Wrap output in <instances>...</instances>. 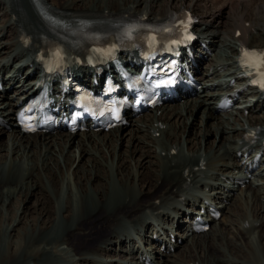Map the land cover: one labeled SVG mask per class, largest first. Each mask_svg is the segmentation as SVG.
<instances>
[{
    "label": "bare ground",
    "instance_id": "bare-ground-1",
    "mask_svg": "<svg viewBox=\"0 0 264 264\" xmlns=\"http://www.w3.org/2000/svg\"><path fill=\"white\" fill-rule=\"evenodd\" d=\"M183 10L199 18L192 60L202 91L109 131H20L16 112L52 38L87 48L110 26ZM247 46H264V0H0L1 264H264V154L250 170L264 138V91L237 97L230 86L241 81L235 68ZM77 65L87 77L90 68ZM225 94L232 110L221 115ZM213 204L222 216L195 232L193 219ZM20 224L29 231L22 250Z\"/></svg>",
    "mask_w": 264,
    "mask_h": 264
},
{
    "label": "rangeland",
    "instance_id": "rangeland-1",
    "mask_svg": "<svg viewBox=\"0 0 264 264\" xmlns=\"http://www.w3.org/2000/svg\"><path fill=\"white\" fill-rule=\"evenodd\" d=\"M219 20V23H223V21H224V18H219L218 19ZM217 51H219V49L217 50ZM221 51H222V53H225V51L223 50V49H221ZM202 65V64H201ZM8 77V76H7ZM21 77V76H20ZM24 78L23 77H21V80H23ZM10 94H14L13 93V90L12 91H10L9 92ZM208 101H212L211 99L210 100H208ZM182 103L184 104V101H180L179 102V104L180 105H182ZM170 109L171 110H173L174 109V105L172 106V107H170ZM264 110V109H263ZM195 112H194V116H193V119H192V121L193 122H197L198 124L201 122V116H202V112H203V108H200V107H196V110H194ZM229 112H231V109L230 110H228ZM228 111H220V114L221 115H226V113H228ZM222 112V113H221ZM149 114H151L150 112L148 113V115ZM201 114V115H200ZM260 114H261V112H260ZM203 121V120H202ZM204 124L205 125H210V124H214V123H212V120L211 119H209L208 121H204ZM192 125V122H191V124H190V126ZM214 127V126H213ZM195 130H196V128H195ZM123 144L120 146V150H122V151H125L126 150V148H127V146H126V143H127V140H124V142H122ZM32 202L34 201V199H32L31 200ZM31 202V203H32ZM30 203V204H31ZM35 217V214H30V215H28V218H29V220H30V222L31 221H33L32 219ZM18 231L16 232V236H15V239L17 240L18 239V241H19V250H22L24 247H26V245H28V241H29V231L27 230V229H25L24 228V224H20L19 226H18ZM79 244V247L80 248H83L84 247V243H78ZM29 249H30V247H28ZM3 253L4 252H0V264L2 263V262H4V260H5V257H7V256H4L3 255ZM1 254H2V256H1ZM6 261V260H5Z\"/></svg>",
    "mask_w": 264,
    "mask_h": 264
},
{
    "label": "snow or ice",
    "instance_id": "snow-or-ice-1",
    "mask_svg": "<svg viewBox=\"0 0 264 264\" xmlns=\"http://www.w3.org/2000/svg\"><path fill=\"white\" fill-rule=\"evenodd\" d=\"M247 54V53H246Z\"/></svg>",
    "mask_w": 264,
    "mask_h": 264
}]
</instances>
